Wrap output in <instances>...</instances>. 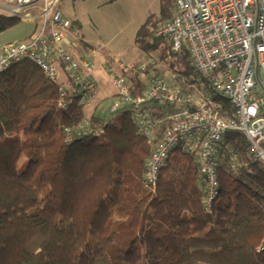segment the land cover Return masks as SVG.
<instances>
[{
  "label": "trees",
  "instance_id": "trees-1",
  "mask_svg": "<svg viewBox=\"0 0 264 264\" xmlns=\"http://www.w3.org/2000/svg\"><path fill=\"white\" fill-rule=\"evenodd\" d=\"M170 7L174 0H162L159 21L140 29V47L165 40L154 33L174 16ZM18 23L0 12V32ZM166 49L167 67L129 74L134 94L152 68L186 93L201 91L189 52ZM84 92L30 60L0 71V264H264V168L243 133L223 135L211 202L196 154L179 144L151 189L144 172L155 141L139 133L130 108L113 116L105 102L86 117ZM222 110L234 106L225 99Z\"/></svg>",
  "mask_w": 264,
  "mask_h": 264
},
{
  "label": "built area",
  "instance_id": "built-area-1",
  "mask_svg": "<svg viewBox=\"0 0 264 264\" xmlns=\"http://www.w3.org/2000/svg\"><path fill=\"white\" fill-rule=\"evenodd\" d=\"M6 1L3 10L20 22L32 23L34 29L27 39L0 45V71L30 60L63 87L61 74L72 80L77 90H85L82 100L91 106L101 63L92 53L79 57L70 50L73 22L63 12L62 0ZM174 3V16L159 28L157 36L168 41L173 50L189 52L203 79L202 93H186L173 81L152 77L142 93L134 94L125 77L103 64L116 86L107 114L132 109L139 133L155 141L145 165L146 187L155 189L160 169L179 144L183 151L196 154L209 203L218 192L214 158L227 131L243 133L264 168V0ZM91 91L94 93L89 95ZM225 99L234 106L232 114L222 110ZM165 122L169 125L161 131Z\"/></svg>",
  "mask_w": 264,
  "mask_h": 264
},
{
  "label": "rangeland",
  "instance_id": "rangeland-1",
  "mask_svg": "<svg viewBox=\"0 0 264 264\" xmlns=\"http://www.w3.org/2000/svg\"><path fill=\"white\" fill-rule=\"evenodd\" d=\"M0 1L4 2V0ZM63 5L70 9L71 17L78 22L75 21L73 27L79 32V37L87 48L98 50L103 57L104 65L107 64L128 81L129 74L143 68L145 64H153L161 68L169 65L172 54L170 49H166L168 41L162 40L160 44L148 50L137 43V35L149 18L152 19L148 28L153 27L159 21L162 0H62L61 6ZM169 10L175 13V8L170 7ZM169 20L155 28L156 36L159 28ZM33 29L32 23L21 21L14 27L0 32V45L21 41ZM148 37L149 41H153L152 37ZM164 50H166L167 58H162ZM153 70V68L150 69L146 81L154 77ZM60 78L67 85V77L61 74ZM105 85L110 89L108 92H116V86L111 80L107 79ZM95 101L93 100L94 106ZM92 106L85 104L86 117L92 115ZM122 110L113 113V116L118 115Z\"/></svg>",
  "mask_w": 264,
  "mask_h": 264
},
{
  "label": "crops",
  "instance_id": "crops-1",
  "mask_svg": "<svg viewBox=\"0 0 264 264\" xmlns=\"http://www.w3.org/2000/svg\"><path fill=\"white\" fill-rule=\"evenodd\" d=\"M5 4H7L6 0H4V2L0 1V10L2 12H5V10H3V6ZM61 8H62L63 12L69 18H71L72 22L75 23L76 20L71 17L72 13H71L70 9L66 8L64 5L61 6ZM70 37L71 38H68L69 47H70V50L75 55L82 57V56H85L86 54L91 55V53H92L94 55L95 59L101 63V67L98 66L97 73H96L99 86H98V89H97L94 97L92 98V104H91V106L93 105L92 106V112L93 113H99V111L101 110V107L105 104V102H108L110 104L111 101L116 96V92L115 91L108 92V90H110V89H108L109 87H106V85H105V81H107V79H109V78H108L107 74L105 73V69L103 66L104 62L102 61L103 57L101 54H99L98 50H96L95 48H92V49L87 48L84 41L79 37V32L75 28L71 32ZM93 100H96L95 106L93 104Z\"/></svg>",
  "mask_w": 264,
  "mask_h": 264
}]
</instances>
